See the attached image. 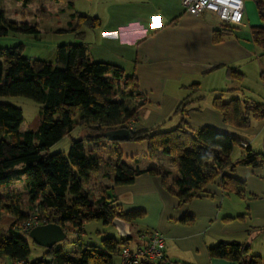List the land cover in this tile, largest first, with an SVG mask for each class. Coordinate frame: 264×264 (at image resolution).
Returning <instances> with one entry per match:
<instances>
[{"label": "trees", "instance_id": "obj_1", "mask_svg": "<svg viewBox=\"0 0 264 264\" xmlns=\"http://www.w3.org/2000/svg\"><path fill=\"white\" fill-rule=\"evenodd\" d=\"M17 1L24 8L31 3V0ZM252 1L261 25L251 28V38L256 47L264 50V0ZM2 3L0 0V5ZM72 21H76V27L71 29L75 33L82 27L94 29L99 25L96 18L78 13L71 16L69 27ZM222 27L231 31L235 26L223 24ZM21 31L37 33L35 28L19 27L6 21L0 11V37ZM223 33L215 31L213 42H220ZM77 36L82 37L81 33ZM21 50V47H0V97L30 99L42 106L43 117L36 131L20 134L21 110L0 103V191L22 182L29 202L36 204L44 224L60 226L66 233L65 241L68 233H80L83 225L92 221H101L103 225L112 227L111 222L115 218L131 224L144 216L141 211L125 214L118 211L112 206L114 202L109 200L106 190L92 201L81 195L82 187L100 168L101 147L107 143L115 146L119 143L107 137L118 129L129 130V142H145L150 159H154L158 151L175 158L178 177L169 185L168 173L164 171L132 169L115 148L112 159L108 161L110 172L115 176L113 184L131 185L143 173L159 176L163 188L174 194L181 204L197 198L204 187L217 178H220L224 191H232L242 198L245 196L244 182L225 172L232 173L237 166L257 168L264 165V156L248 146L243 159L236 163L231 161L234 148H242L237 137L210 127L192 129L185 120V114L193 100H185L177 106L173 117L179 118L178 124L168 131L130 130L129 125L137 120L138 109L144 104L133 103L140 96L136 80L116 66L92 61L84 44L59 45L54 64L25 58ZM229 76L237 80L242 78V74L235 70H230ZM212 105L222 114L223 122L236 129L248 128L252 119L264 120V104L246 100L224 103L215 98ZM76 118L77 123L74 122ZM76 126L87 129L89 135L81 140H71L65 155L50 154L49 149L67 137ZM85 144L92 145L95 153L86 151ZM2 211L14 220L9 229L11 236L0 241V260L7 259L15 264H113L114 257H119L120 250L128 247L132 239L131 234L128 239L103 238L100 247L78 244L81 249L79 255H64L54 246L46 249L42 257L29 261L28 241L31 240L27 237L28 232L23 236L14 232L16 226L29 218L28 214L17 204L2 206L0 197V214ZM180 221L190 223L192 218L186 216ZM208 255L211 259L236 264H262L261 258L253 256L247 244L218 243L208 249Z\"/></svg>", "mask_w": 264, "mask_h": 264}, {"label": "crops", "instance_id": "obj_2", "mask_svg": "<svg viewBox=\"0 0 264 264\" xmlns=\"http://www.w3.org/2000/svg\"><path fill=\"white\" fill-rule=\"evenodd\" d=\"M85 1V11L70 14L68 29L59 31L71 32L74 27H69L70 18L75 13L99 21L94 29L82 27L76 32V36L81 33L82 37H75L72 44L86 45L92 61L116 66L125 75L134 77L140 96L133 103L144 104L138 109L137 120L129 125L130 130L168 131L178 124L179 118L173 117L177 106L193 100L185 114L192 129L210 127L235 136L253 152L264 156V120L252 119L248 128L236 129L226 125L222 114L212 105L215 98L224 103L246 100L264 104V50L255 46L250 32L252 27L261 25L256 10L252 15L245 12L242 22L230 31L207 12L200 16L188 14L181 0ZM245 19L248 29L241 27ZM215 31L224 32L217 43L213 42ZM230 70L241 73L242 78H231ZM249 73L259 74L257 91L245 83ZM117 147L123 161L132 169H154L152 164L162 161L167 168L160 163V169L155 170L168 173L167 183L172 184L178 177L175 158L158 151L150 159L145 142L127 141ZM240 149L238 159L232 160V151V162L243 159L245 149ZM225 173L244 182V197L224 191L217 178L197 198L181 204L163 188L159 176L143 173L131 185L116 186L100 168L91 180L94 186L89 196L96 200L106 190L109 200L114 202L112 206L123 214L143 212L142 218L130 224V231L134 226L137 238L128 247L132 250L142 247L141 234L160 233L164 237L161 264H236L209 257L208 249L222 242L247 244L251 254L263 261L264 165L237 166L232 173ZM186 216L192 218L190 223L180 221ZM45 254L44 250L39 252L40 257ZM112 262L120 264L119 257H114Z\"/></svg>", "mask_w": 264, "mask_h": 264}, {"label": "rangeland", "instance_id": "obj_3", "mask_svg": "<svg viewBox=\"0 0 264 264\" xmlns=\"http://www.w3.org/2000/svg\"><path fill=\"white\" fill-rule=\"evenodd\" d=\"M73 5L74 10L72 9ZM86 6L87 3L85 0H61L59 2L51 0H31V3L26 8H24L22 7L21 2L17 0H5V2L3 1V3L0 5V11H3L5 20L8 22H12L19 27L26 25L28 27L35 28L37 30V33L31 34L22 31L9 32L6 36L0 37V47H21V54L23 57L30 60L37 59L54 64L56 60L57 47L62 44H72V42L76 40L75 37H79L75 35V32H61L59 30H67L69 15L74 13L75 11H85L84 8ZM245 7L246 14L252 15V13L256 10L254 2L252 0H245ZM207 13L215 18L216 22L219 25L222 24V22L218 20L214 13ZM75 25L76 21H73L72 26L76 27ZM245 26L248 29L249 23L246 19L242 23L241 27ZM84 29L88 28L84 27ZM244 71L246 73V70ZM245 83L257 91L260 87L259 74H247ZM0 103L12 105L21 110L23 122L19 127L20 134L37 130L43 117L42 106L40 104L24 97H0ZM74 122L77 123L78 118H76ZM88 135L89 131L87 129L76 126L75 129L67 137L63 138L61 141L53 145L49 149V153H61L65 155L68 152L71 140H81L86 138V136ZM122 143L123 142H119L117 146ZM117 146L114 147L110 143H107L101 147L102 156L100 157V159L102 160V163L100 165V171L102 174L108 177V180L109 178L114 180L115 177L114 174L110 172L108 161L112 159V152L115 148H118ZM85 150L92 151V145L85 144ZM92 153L95 152L92 151ZM241 153L242 150L239 147L235 148L232 155V160L240 158ZM146 162L148 161L146 160ZM160 163L164 165V168H167V165H165L162 161L155 162L154 164H152V167L154 169H160ZM93 186V183L91 182V180H89L81 190V195L89 197L91 201L93 200V198H91L89 194L91 193V191H93ZM0 197L2 198V206L17 204L18 206H20L21 210L28 214L29 218H27V220L30 218H34L35 220L37 219V221L43 224L45 223V220L39 217V209L36 207V204H31L29 202V196L27 195L22 182H17L12 187L1 190ZM13 220L14 219L12 216L8 215L4 211L1 212L0 241L11 236L9 229L12 225ZM26 221L22 222L19 226H16L14 228V232L23 236L22 226ZM134 230V226H132V239L130 241L131 243H134L137 238ZM107 237L118 238L112 227L103 225L101 221H92L83 225L80 233H68L67 240L56 244L55 249H61L64 255H79L81 249L78 247V244L83 247L89 245L100 247L101 240ZM28 243L31 251L29 261H34L40 258L39 252H42L43 250L46 251V249L36 246L31 241H28ZM0 264H11V262L7 259H1ZM262 264H264V258Z\"/></svg>", "mask_w": 264, "mask_h": 264}, {"label": "built area", "instance_id": "obj_4", "mask_svg": "<svg viewBox=\"0 0 264 264\" xmlns=\"http://www.w3.org/2000/svg\"><path fill=\"white\" fill-rule=\"evenodd\" d=\"M185 12L200 16L205 12L214 13L225 25H239L245 15V0H181ZM240 146L245 149L247 144ZM43 223L34 218L28 219L22 226V233L29 232L35 226ZM140 239L144 245L134 250L123 247L119 252L120 264H160L164 259V237L158 232L142 234Z\"/></svg>", "mask_w": 264, "mask_h": 264}, {"label": "water", "instance_id": "obj_5", "mask_svg": "<svg viewBox=\"0 0 264 264\" xmlns=\"http://www.w3.org/2000/svg\"><path fill=\"white\" fill-rule=\"evenodd\" d=\"M111 141L124 142L129 141L130 133L126 129H118L107 135ZM111 226L116 230L117 236L121 239L131 237L130 224L122 219L115 218ZM27 237L38 247L51 249L56 244L65 241L66 233L55 224H42L33 227L27 233Z\"/></svg>", "mask_w": 264, "mask_h": 264}]
</instances>
